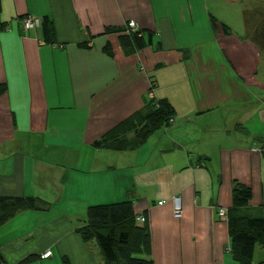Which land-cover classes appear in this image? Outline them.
<instances>
[{"label": "crops", "instance_id": "1", "mask_svg": "<svg viewBox=\"0 0 264 264\" xmlns=\"http://www.w3.org/2000/svg\"><path fill=\"white\" fill-rule=\"evenodd\" d=\"M257 1L0 0V197L40 202L0 227L5 264H105L76 230L90 207L126 200L151 233L141 259L240 264L218 210L233 208L238 183L253 193L244 214L264 218V52L244 20ZM26 17L51 20L56 45L43 24L25 33L15 21ZM129 22L154 34L131 56L119 34L102 35ZM151 94L175 120L139 145L123 124L143 122ZM252 264H264V246Z\"/></svg>", "mask_w": 264, "mask_h": 264}, {"label": "trees", "instance_id": "2", "mask_svg": "<svg viewBox=\"0 0 264 264\" xmlns=\"http://www.w3.org/2000/svg\"><path fill=\"white\" fill-rule=\"evenodd\" d=\"M244 20L248 36L260 48L264 44V24L256 22L255 14L251 10L244 12ZM218 25L216 19L212 18V27L215 31ZM42 27L45 43L56 45V32L51 20L44 19ZM220 27L226 36L231 35L228 26L222 24ZM111 34L120 35V44L127 56L153 45L154 34L151 32L141 30L129 32L126 26L124 29L107 28L102 35ZM104 51L110 57L114 56L110 45ZM153 89L154 83L151 93ZM4 91L6 88L2 87V92ZM149 107L151 111L143 122L139 123L133 119L123 124L129 126L130 130L136 131V142L139 145L146 144L151 137L169 127L175 120V110L168 101L157 100L154 97L149 98ZM117 130L96 142L95 146L105 148L106 144L114 141ZM124 146L125 142H120L118 149L122 150ZM252 198L251 188L235 184L233 208L228 210V229L232 257L240 264H252L257 247L264 246V218L252 217L243 212ZM28 210H40V202L33 198L0 197V227L18 214ZM137 218L133 200L111 205L92 206L87 211V220L84 225L79 227L76 232L85 243H95L98 246L105 264H154L140 258L151 253L152 239L147 222L143 227H139ZM30 261L31 258H28L23 264ZM0 264H5L1 255Z\"/></svg>", "mask_w": 264, "mask_h": 264}, {"label": "built area", "instance_id": "3", "mask_svg": "<svg viewBox=\"0 0 264 264\" xmlns=\"http://www.w3.org/2000/svg\"><path fill=\"white\" fill-rule=\"evenodd\" d=\"M15 22L21 23L23 25V30L25 33H28L29 31L38 28L43 24V22L36 18L26 17L22 18L20 20H17ZM127 29L129 32H137L139 30L137 23L135 22H129L127 24ZM153 94V92H152ZM151 94L150 98H153V95ZM259 152V150H256ZM175 215L176 218H182V207H181V201L180 198H175ZM163 203H160L162 205ZM218 216L222 220H228V211L225 209H220L218 212ZM137 223L144 225L146 223V218L143 216H140L137 218ZM52 256L51 252H48L45 254L44 258H50Z\"/></svg>", "mask_w": 264, "mask_h": 264}, {"label": "rangeland", "instance_id": "4", "mask_svg": "<svg viewBox=\"0 0 264 264\" xmlns=\"http://www.w3.org/2000/svg\"><path fill=\"white\" fill-rule=\"evenodd\" d=\"M255 3L256 4H254L253 6L250 7V10L255 14L256 22L263 25L264 24V0H258ZM260 48H261L262 52H264V44ZM259 76H260V78H259L260 87H258V93L262 96L261 99L264 102V66L260 70ZM77 211H78V215L81 216V209L77 210ZM175 217H176V215H175ZM85 219H87V216ZM80 220H81V218H80ZM146 222H147V220H146Z\"/></svg>", "mask_w": 264, "mask_h": 264}]
</instances>
